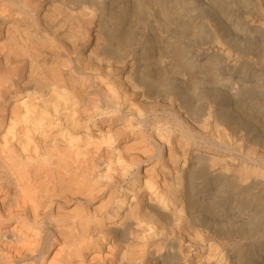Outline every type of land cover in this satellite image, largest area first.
Listing matches in <instances>:
<instances>
[{
	"label": "bare ground",
	"instance_id": "6f19581e",
	"mask_svg": "<svg viewBox=\"0 0 264 264\" xmlns=\"http://www.w3.org/2000/svg\"><path fill=\"white\" fill-rule=\"evenodd\" d=\"M250 1L240 48L203 45L231 77L165 62L184 90L227 80L232 131L211 112L196 125L190 96L154 99L158 50L134 43L154 10L148 25L179 33L173 0H0V264H264V109L239 100L264 87V0ZM237 130L239 163L218 153Z\"/></svg>",
	"mask_w": 264,
	"mask_h": 264
},
{
	"label": "rangeland",
	"instance_id": "374dc122",
	"mask_svg": "<svg viewBox=\"0 0 264 264\" xmlns=\"http://www.w3.org/2000/svg\"><path fill=\"white\" fill-rule=\"evenodd\" d=\"M118 1H124L125 2L127 0H118ZM164 2H166V0H164V1L163 0H157V5L159 6V7H157V5H156L157 11H158V9H162V10H160L161 12H166L164 10V8L170 9V7H168L169 6L168 2H166L167 4H165ZM211 2H212V4H211ZM173 3H174L173 8H175V7L178 8V9L175 8L176 13H174V16L176 17V20H177L176 22L181 24V21H182V24H181L182 28L180 26L181 30L178 31L179 33L175 32L176 35L174 33H173L174 35L170 34V33H164V31L162 29H155L153 26H151L152 24L150 22H152V21L154 22V20L156 21V19L152 18V14L155 13V10H154V12L152 11L153 13L150 12L148 19H147L148 23H150L151 25L150 24L148 25V23L144 24V28H143L144 31H142V34H140L141 37L138 35L137 36L138 41L134 43V49L137 46L143 44L145 47L150 46L151 48H154L156 51L158 50L157 53L155 52L154 54L151 55L150 61L156 67L157 73H159V74H157L159 76H157L156 80H157V82L159 81L157 85L159 87H162V89H158V91L160 90L163 94L159 93V95H157V96L155 95L156 97L154 96V99L155 100L157 99V101L164 103L165 105L167 104L166 106L169 107L170 104H173V103L175 104L177 99H179L178 101H180V98H183V100L185 101L187 99L185 97L190 96V97H192L191 99L194 100L193 103L196 106V111H195L196 116H197V114L201 113V115L199 117H197V118H200L198 120V121H200V123L196 122V121L194 122L196 125L201 124L203 120L207 119L206 115H202L203 112H206V114L207 113L209 114V112H211V116H213L211 119L212 121H214V119H216V118L219 119L223 115L226 117L229 116L232 119V122L228 123V125L231 126L230 130L233 131V130H235V128H239V123L242 120L240 119L241 118L240 117L241 111L238 108V106L234 107V108H228V107L226 108L227 104L231 101L230 100L231 99V97H230L231 92L227 91V90H229V88H226V86L224 87L223 83L226 80L224 78H229L232 75L226 71L227 70L226 66H224L223 63L221 64L219 62L220 59L218 57L207 56L204 53H205V49L207 47H210L211 45H213L216 42V40H220L222 43L227 45V47H229L230 50H233L234 48L235 49L240 48L239 47V39L236 40V43L232 39L237 34H238L237 37L239 38V27H238V25L240 24L241 20L244 18L242 14H244V12H249V11L253 12V10H252L253 5H252L250 0H242V1H240V3H239V0L238 1L237 0H233V1L232 0H229V1L228 0H210V1L209 0H204V1L203 0H173ZM222 4H224V5H222ZM220 5H222L223 7ZM240 6H241V8H240ZM250 6H252V7H250ZM208 10H210V11L208 12ZM240 10L242 12L243 11L244 12L242 13V12H240ZM219 12L221 15L218 14ZM240 17H242V18H240ZM143 18H144V16H143ZM144 21H146V18H144ZM183 21H185V22H183ZM236 21L238 22V24ZM185 23H187V24H185ZM225 26L228 30H226V32L224 33L223 28ZM185 27H187V28H185ZM194 29H196V30H194ZM158 31H160V32H158ZM165 34H167L168 37L164 38L166 36ZM227 36L228 37L231 36L229 38L230 40H228ZM163 38H164V41H162ZM203 45L206 48H204ZM171 52H174V55H175L174 60L180 58L181 60L186 61L187 57H189L191 61H194L195 65H198V64L203 65L205 63L208 64V62H209V65H211L212 63H216L218 61L217 62V65H218L217 70H219V69L220 70L217 72L220 74H223V77H224V78H221V79H223L222 83H220L221 81H219L218 83L215 81V84H213V82L211 83L209 81L203 80V81H200L198 83H195V85L191 86L189 88V90H184L185 88H183V85L185 83L182 82L183 80L180 77L181 75L178 74L179 73V71L177 70L178 66L176 65L177 68L173 69L172 74H171V71L169 70L170 66L166 65L167 61L172 60ZM181 53H183L185 55L182 54V56L179 57V55H181ZM144 55L146 56L145 51H144ZM192 55H193V58H195L193 60L191 58ZM180 61H179V63H181ZM177 62L178 61H176V63ZM171 66H173V64ZM208 71H210V69ZM208 71H206V72L207 73L211 72V71L210 72H208ZM175 72H177V74H175ZM241 73L239 72V75H237V76H239V80H240ZM174 76L175 77L179 76V77L175 78ZM248 76L250 77L251 75L249 74ZM207 77H209V76H207ZM186 85L188 87L187 83H186ZM224 88H226V89H224ZM258 89H255V90L250 89L248 91L246 90L245 92L239 93V100L244 99L246 102H248V103L250 102L249 103L250 105L252 104L254 107H257L259 109H262V108L264 109V107L260 106V104H262L261 102H263V100H264V95H263L264 94V92H263L264 87L263 88L261 87ZM261 90H262V92H261ZM170 93H172V94H170ZM167 94L169 96L166 98L165 95H167ZM165 100H167V101H165ZM247 100H249V101H247ZM179 103H181V102H179ZM199 106H202V107H199ZM242 106H244V104ZM234 109L236 110V112ZM168 115H169L168 113L162 114L161 117L167 118ZM161 124H160V126L163 130L162 132L163 133L165 132L164 134L168 135L169 131L164 130L165 128H168L167 124L165 125V121H162ZM224 127H226V126L224 125ZM227 129H229V127ZM180 131L181 130L179 128L174 127V131H172V132L174 133V135L177 136V138L179 140L181 139L182 142L185 140L188 141L189 138L187 140L184 133L182 131L181 132ZM209 131L210 132H208V134L211 133V129H209ZM238 132H239V130H237V132L235 134L236 144H232L229 147H221V150L218 151V153L220 152L222 155L224 154L227 158H229V159L232 158V159L236 160L237 163H239V160L241 158L245 159V157H246V155H245L246 151L241 153L242 154L241 155L240 152H238L239 150H236L237 148H239L238 147L239 146L238 145L239 144ZM183 136H185V137H183ZM189 143H191L190 145L192 147H194V145H198L200 147H213L214 146L213 141H211V139H209V138L208 139H201L198 136L194 137V140H192V141L189 140ZM167 150H168V148L166 147L164 150V155H167Z\"/></svg>",
	"mask_w": 264,
	"mask_h": 264
}]
</instances>
